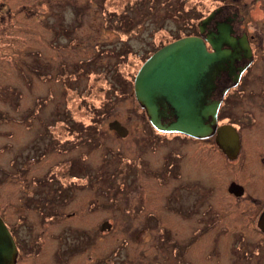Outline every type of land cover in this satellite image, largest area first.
<instances>
[{"label": "rangeland", "instance_id": "obj_1", "mask_svg": "<svg viewBox=\"0 0 264 264\" xmlns=\"http://www.w3.org/2000/svg\"><path fill=\"white\" fill-rule=\"evenodd\" d=\"M185 1L63 0L60 5L49 0V27L35 34L30 22L27 38L30 50L41 43L38 58L47 66L31 68L25 76L14 71L5 46L0 215L12 221L11 207L18 213L24 201L31 204L30 213L53 214L40 223L49 257L55 242L70 258L66 264H264L250 201L256 195L264 199V170L260 166L262 192L253 174L264 109L259 112L244 95L237 118L229 111L231 119H222L240 136L239 155L230 161L213 139L201 143L156 132L132 93L120 89L123 79L134 81L149 53L193 33L189 23L198 27L220 2ZM244 2L254 18L264 17V0ZM190 11L201 17L189 20ZM251 116L258 122L254 134ZM113 120L127 128L125 138L109 130ZM58 166L65 181L53 199L56 186L48 173ZM232 182L245 189L239 200L228 192ZM104 222L110 225L102 229Z\"/></svg>", "mask_w": 264, "mask_h": 264}, {"label": "flooded vegetation", "instance_id": "obj_2", "mask_svg": "<svg viewBox=\"0 0 264 264\" xmlns=\"http://www.w3.org/2000/svg\"><path fill=\"white\" fill-rule=\"evenodd\" d=\"M48 1L0 0V61L2 52L7 46L14 71L20 72L23 76L31 68H38L40 65L47 66V64H42L38 58L41 56V51L44 50L41 48V43L36 45L35 50H30L27 42L32 33V29L28 25L37 28L35 34L47 28L46 26L49 27ZM58 4H63V0H59ZM250 8L251 6H246L244 0H220L204 17L207 18L211 15L205 24H201L203 25L202 32L198 24V30L194 34L185 35L202 38L209 52L213 50L207 38L218 40L221 44L220 51L226 54V58L213 71L212 88L204 87L202 89L204 92L202 103L209 105L216 101L220 102L217 113L218 122L226 117L229 118V114L226 115L229 111L234 112V116L237 118L236 111L245 105L244 95L252 98L253 104L259 112L264 109V102L259 100L260 93L263 92L260 88L264 87V17L254 18ZM55 21L57 19L54 20L53 26L58 29V25H61H57ZM57 22L59 23V20ZM55 31V28L51 29L52 33ZM172 41L159 45L153 52ZM159 108L164 113L161 116V123H171L175 120V117L170 114L169 105L161 102ZM245 113L247 112H242V114ZM257 123V120L251 116L249 127L253 134L258 130ZM262 131L261 135H258L261 144L257 152L259 162L253 170L258 192H262L263 187L260 180L261 167L264 170V130ZM178 137L181 139L191 138L181 134ZM209 139H194V141L203 143ZM244 195L245 189L240 196H235L234 199L239 200ZM250 201L253 206L251 221L254 237L263 240L261 242L264 244V199H260L256 195L251 197ZM20 207L18 213L14 212L16 211L15 207H11L12 221L6 222L17 249L15 264H66L65 262H68L70 258L58 248V244L55 242L49 257L48 241L41 231L40 223H44L45 219L53 214H48L46 209V212H42L41 217L30 213L28 209L31 204L27 201H24ZM56 234L51 236L53 241ZM254 243L258 244L260 241ZM73 249L74 247L67 250L72 251ZM260 249L264 251V248Z\"/></svg>", "mask_w": 264, "mask_h": 264}, {"label": "water", "instance_id": "obj_3", "mask_svg": "<svg viewBox=\"0 0 264 264\" xmlns=\"http://www.w3.org/2000/svg\"><path fill=\"white\" fill-rule=\"evenodd\" d=\"M211 16V15H210ZM199 25L200 31L208 19ZM212 52L197 36H187L169 43L152 54L140 67L134 78V95L145 108L151 125L161 132L182 133L194 138H206L213 133L214 142L229 160H235L240 151V137L230 124L217 125L220 102L202 103V89L212 88L213 71L226 54L220 51V42L207 38ZM161 102L169 105L175 117L171 123H161ZM117 136H127L128 130L118 120L108 123ZM244 189L232 182L228 192L240 196ZM107 225L105 222L102 229ZM17 249L14 240L0 217V264H15Z\"/></svg>", "mask_w": 264, "mask_h": 264}, {"label": "trees", "instance_id": "obj_4", "mask_svg": "<svg viewBox=\"0 0 264 264\" xmlns=\"http://www.w3.org/2000/svg\"><path fill=\"white\" fill-rule=\"evenodd\" d=\"M185 0H182V3H181V5H184L185 4ZM192 11V10H191ZM191 11L190 12H187V15H189L190 16V18H189V20L190 19H196V20H198L201 16H196L195 17V14L193 15V14H191ZM206 14H208V13H206ZM197 15H202L201 14V12H198L197 13ZM200 22V21H199ZM189 27L191 28V30H195V31H197L198 30V27H196L195 25H194V23H189ZM197 28V29H196ZM194 31V32H195ZM194 32L193 33H190V34H194ZM185 35H188V34H185ZM181 36H178V37H176V38H174V39H177V38H180ZM173 39V40H174ZM158 48V47H157ZM156 48V49H157ZM153 52V51H152ZM151 52V53H152ZM151 53H149V54H151ZM122 83H123V85L121 86L120 85V89H122L121 91L123 92V94H128V92H131L132 93V97H133V100H134V102L136 103V105L137 106H139V107H141L139 104H138V102L136 101V99H135V97H134V93H133V82H129L128 83V81L126 80V79H123L122 80ZM123 87V88H122ZM109 88H110V90L108 91L109 93H113L114 91H115V88H114V86L113 85H109ZM107 92V93H108ZM109 101V100H108ZM110 103H112V101L110 100L109 101ZM108 102V103H109ZM64 103V102H63ZM108 103L106 104V105H108ZM142 108V107H141ZM142 111H144V109L142 108ZM107 112H108V109H106L103 113L104 114H107ZM101 112H97V114H100ZM146 116V115H145ZM145 121H146V124H147V126H150V127H152L151 126V124H150V122L148 121V118L146 117V119H145ZM222 122V121H221ZM220 122V123H221ZM227 123H229L228 121H226ZM154 130V129H153ZM97 138H98V133H96L95 131H94V133H93V139H95L96 141H98L97 140ZM86 153V152H85ZM62 166H58V167H55V168H52L51 170H50V172L48 173V176H49V180L56 186V188H55V197L53 198V199H57L58 198V193H59V191H60V188L62 187V181L64 180L65 181V175H64V173L63 172H58V170L61 168ZM25 173H26V171H25ZM34 180H37L36 178L34 179ZM116 191H118V188L116 187Z\"/></svg>", "mask_w": 264, "mask_h": 264}]
</instances>
